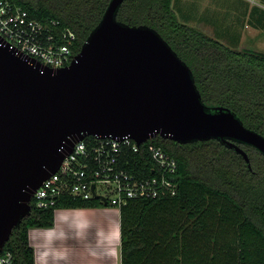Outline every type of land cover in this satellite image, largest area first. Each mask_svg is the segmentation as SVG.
I'll use <instances>...</instances> for the list:
<instances>
[{
	"label": "trees",
	"instance_id": "trees-1",
	"mask_svg": "<svg viewBox=\"0 0 264 264\" xmlns=\"http://www.w3.org/2000/svg\"><path fill=\"white\" fill-rule=\"evenodd\" d=\"M9 1L32 19L58 21L60 29L72 30L76 56L112 0ZM252 16L254 27H264L260 11ZM116 17L157 31L192 70L208 109L227 108L264 136V53L233 49L181 22L173 0H125ZM150 144L177 160V194L130 200L120 209L122 264H264V154L238 143L250 157L251 170L220 140L180 144L159 136L129 155L123 167L140 178L156 176ZM32 207L2 252L12 254L11 264H36L29 232L52 228L56 210L104 205L64 195L52 208L38 209L33 202Z\"/></svg>",
	"mask_w": 264,
	"mask_h": 264
},
{
	"label": "water",
	"instance_id": "water-1",
	"mask_svg": "<svg viewBox=\"0 0 264 264\" xmlns=\"http://www.w3.org/2000/svg\"><path fill=\"white\" fill-rule=\"evenodd\" d=\"M124 1L110 2L61 69L19 55L0 38V253L31 215L42 184L88 137L130 136L139 146L159 136L180 144L216 139L251 170L238 143L264 154V136L231 110L206 107L192 70L157 31L117 20Z\"/></svg>",
	"mask_w": 264,
	"mask_h": 264
},
{
	"label": "built area",
	"instance_id": "built-area-1",
	"mask_svg": "<svg viewBox=\"0 0 264 264\" xmlns=\"http://www.w3.org/2000/svg\"><path fill=\"white\" fill-rule=\"evenodd\" d=\"M0 38L19 55L46 68L67 67L75 58L73 46L77 36L72 30L60 29L58 21L44 23L32 19L26 10L9 0H0ZM88 138L76 144L58 172L36 192L32 201L36 208H52L64 195L83 200L97 199L103 205V199H106L109 206L121 209L130 200L177 194L175 177L179 166L162 147L148 146L157 175L140 178L123 164L129 155L139 153L147 142L139 146L130 136L95 138V142ZM12 261L11 253H0V264H11Z\"/></svg>",
	"mask_w": 264,
	"mask_h": 264
},
{
	"label": "crops",
	"instance_id": "crops-1",
	"mask_svg": "<svg viewBox=\"0 0 264 264\" xmlns=\"http://www.w3.org/2000/svg\"><path fill=\"white\" fill-rule=\"evenodd\" d=\"M29 238L36 264H122L120 209L109 205L58 209L54 226Z\"/></svg>",
	"mask_w": 264,
	"mask_h": 264
},
{
	"label": "rangeland",
	"instance_id": "rangeland-1",
	"mask_svg": "<svg viewBox=\"0 0 264 264\" xmlns=\"http://www.w3.org/2000/svg\"><path fill=\"white\" fill-rule=\"evenodd\" d=\"M173 9L181 22L233 49L264 53V27H254L252 16L260 11L264 19V0H173Z\"/></svg>",
	"mask_w": 264,
	"mask_h": 264
}]
</instances>
